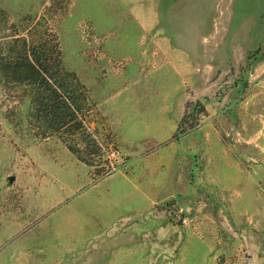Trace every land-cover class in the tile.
<instances>
[{
	"label": "rangeland",
	"instance_id": "obj_1",
	"mask_svg": "<svg viewBox=\"0 0 264 264\" xmlns=\"http://www.w3.org/2000/svg\"><path fill=\"white\" fill-rule=\"evenodd\" d=\"M117 1L0 0V60L49 27L94 103L80 160L0 73V264H264V0H146L156 43L74 18Z\"/></svg>",
	"mask_w": 264,
	"mask_h": 264
},
{
	"label": "trees",
	"instance_id": "obj_2",
	"mask_svg": "<svg viewBox=\"0 0 264 264\" xmlns=\"http://www.w3.org/2000/svg\"><path fill=\"white\" fill-rule=\"evenodd\" d=\"M52 38L36 41L26 34L16 38L9 56L0 60V73L9 81L26 86L32 99L31 116L43 125V137L58 134L69 150L84 160L78 144L66 133L90 129L88 116L94 103L89 89L75 71L66 67L57 34L47 27ZM185 115L178 125L183 127Z\"/></svg>",
	"mask_w": 264,
	"mask_h": 264
},
{
	"label": "crops",
	"instance_id": "obj_3",
	"mask_svg": "<svg viewBox=\"0 0 264 264\" xmlns=\"http://www.w3.org/2000/svg\"><path fill=\"white\" fill-rule=\"evenodd\" d=\"M142 1V3H140ZM138 0L139 3L132 2L131 0H118V13L116 18L121 17V24L118 22L113 21L112 19V10L108 9H96V8H88L85 7V10L79 11L77 9L76 15L74 18H87L89 19L96 30L98 31L99 35L104 37L107 44H122L128 45L131 44V40H128L123 36L126 32L125 26L128 22H132L133 18L137 19L140 24L145 27L144 32L147 31L150 27H152L156 21L155 17V10L156 5L155 3H145L146 0ZM118 29V31L116 30ZM120 29V30H119ZM158 40L156 38L151 37L146 32L142 37L143 43H156Z\"/></svg>",
	"mask_w": 264,
	"mask_h": 264
},
{
	"label": "built area",
	"instance_id": "obj_4",
	"mask_svg": "<svg viewBox=\"0 0 264 264\" xmlns=\"http://www.w3.org/2000/svg\"><path fill=\"white\" fill-rule=\"evenodd\" d=\"M85 32L86 34L90 35L91 34V31L88 29V25H85ZM94 36V35H93ZM92 36V37H93Z\"/></svg>",
	"mask_w": 264,
	"mask_h": 264
},
{
	"label": "water",
	"instance_id": "obj_5",
	"mask_svg": "<svg viewBox=\"0 0 264 264\" xmlns=\"http://www.w3.org/2000/svg\"><path fill=\"white\" fill-rule=\"evenodd\" d=\"M12 179H13V177H12Z\"/></svg>",
	"mask_w": 264,
	"mask_h": 264
}]
</instances>
